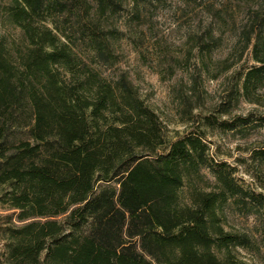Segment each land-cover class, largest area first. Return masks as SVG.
<instances>
[{
	"label": "trees",
	"instance_id": "1",
	"mask_svg": "<svg viewBox=\"0 0 264 264\" xmlns=\"http://www.w3.org/2000/svg\"><path fill=\"white\" fill-rule=\"evenodd\" d=\"M164 2L12 0L10 22L25 43L11 49L0 37V185L24 223L0 222L10 264H250L234 254L248 235L227 231L220 212L231 198L257 196L225 163H211L200 133L160 153L157 113L126 73L109 78L94 65L116 63L110 18L133 4L140 22L142 4ZM241 40L243 50L254 40L256 64L241 88L255 100L264 88V13ZM205 167L217 190L197 187ZM187 184L192 204L182 205Z\"/></svg>",
	"mask_w": 264,
	"mask_h": 264
},
{
	"label": "rangeland",
	"instance_id": "2",
	"mask_svg": "<svg viewBox=\"0 0 264 264\" xmlns=\"http://www.w3.org/2000/svg\"><path fill=\"white\" fill-rule=\"evenodd\" d=\"M11 3L0 0V37L14 49L25 40L21 29L10 22ZM128 5L107 23L119 31V39L111 45L115 65L95 67L109 78L126 73L157 113L166 141L160 153L188 133H200L211 163H225L236 181L257 196L249 203L229 199L220 215L227 231L249 237L247 247L234 249L237 259L264 264V88L255 100L245 98L241 88L246 71L256 64L254 40L243 50L242 33L256 13H264V0L144 3L140 22L132 20L133 4ZM202 44L212 50L200 52ZM78 51L91 57L82 45ZM202 179L198 188L217 190L211 168L202 170ZM110 184L118 187L115 181ZM9 192L8 186L0 185V222L5 227L21 226L19 210L8 202ZM191 195L187 184L181 190V204H192ZM7 235L0 238V264L11 261L5 249Z\"/></svg>",
	"mask_w": 264,
	"mask_h": 264
}]
</instances>
